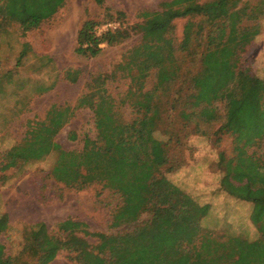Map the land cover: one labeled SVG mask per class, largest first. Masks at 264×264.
Returning a JSON list of instances; mask_svg holds the SVG:
<instances>
[{
    "label": "trees",
    "instance_id": "trees-1",
    "mask_svg": "<svg viewBox=\"0 0 264 264\" xmlns=\"http://www.w3.org/2000/svg\"><path fill=\"white\" fill-rule=\"evenodd\" d=\"M62 1L0 0V41L12 18L25 36L54 14ZM160 6L141 12L144 21L137 26L144 41L131 49L126 63L130 73L136 71L132 76L140 74L125 95L131 112L122 111L108 89L90 93L93 131L84 132L81 147L67 149L55 138L75 115V108L69 103L53 105L29 135L3 152L0 166L6 171L55 153L51 175L57 182L77 189L101 184L120 195L122 203L112 216L113 228L136 223L144 214L150 218L113 234L90 232L85 223L71 218L60 222L61 233L81 231L96 237L91 248L98 259L94 262L86 249L67 244L42 221L29 225L20 249L8 255L1 234L8 228L9 215L3 213L0 264H50L61 250L73 252L72 260L78 264H147L154 257L171 264H264V78L239 79L248 57L234 43L260 35L264 0H167ZM180 17L190 19L176 44L173 20ZM114 21L120 26L99 34L96 27L102 23L85 20L77 32L75 52L95 57L104 43L115 45L128 39L134 27ZM198 52L201 55L179 61ZM263 54L264 48L256 59L262 58V66ZM27 56L23 49L19 61ZM51 61L45 56L42 68H50ZM5 78L12 81L10 75ZM48 86L43 84L40 91L52 87ZM78 102L83 105V98ZM175 118L201 135H210L217 124L215 133L227 126L236 132L253 131L255 140L236 144L230 158L220 152L217 164L221 189L251 203L250 218L259 238L205 229L212 203L200 202L168 177V171L183 163L170 150V145L180 143L170 131ZM160 133L168 138L161 139ZM80 137L79 131L69 133L71 140ZM163 214L169 215L168 221L159 219Z\"/></svg>",
    "mask_w": 264,
    "mask_h": 264
},
{
    "label": "rangeland",
    "instance_id": "rangeland-1",
    "mask_svg": "<svg viewBox=\"0 0 264 264\" xmlns=\"http://www.w3.org/2000/svg\"><path fill=\"white\" fill-rule=\"evenodd\" d=\"M163 1L167 0H63L54 14L46 16L39 28L25 36L19 22L12 18L0 41V166L3 152L29 135L35 123L44 119L53 105L69 103L75 108V115L55 138L67 149L81 147L84 132L93 131L90 93L108 89L120 109L126 114L131 112V108L124 103L125 95L132 79L140 74L132 76L136 71L130 73L126 63L131 49L144 41L143 32L137 26L144 21L141 12L159 10ZM206 1L210 0H201ZM87 19L101 23L119 19L134 28L125 41L115 45L104 43L99 55L85 57L78 55L75 47L77 32ZM189 19L180 17L173 20L176 44L182 40ZM234 43L237 50L248 57L239 79L250 80L254 75L264 78V65H260L262 58L256 61L264 48V20L260 35ZM23 49H27L28 56L19 61ZM199 55L201 52L182 56L179 61ZM45 56L52 59L50 68H42ZM6 75L12 77L11 82L3 79ZM42 83L52 87L41 92ZM148 83L151 85L152 80ZM80 97L84 100L83 105H79ZM164 127L160 126L163 130ZM171 127L174 139H180V143L170 145V150L183 163L167 174L200 202L212 203L209 221L204 222L205 229L216 234L235 233L251 240L259 238L260 232L250 218L251 203L235 199L221 189L222 173L217 164L220 152L230 158L236 153V144L255 140L252 139L253 131L250 133L248 129H241L236 132L227 126L224 131L215 133L219 127L217 124L210 135H201L195 127L185 126L177 118ZM75 130L80 132L81 137L71 140L69 133ZM160 137L163 140L168 138L164 133H160ZM55 159L56 154L51 153L39 161L0 170V215H9L8 228L1 234V240L8 255L20 249L25 230L33 223L45 222L52 234L62 235L67 244L80 245L91 253L92 246L97 243L96 237L81 231L61 233L58 224L71 218L85 223L90 232L113 234L132 229L150 218V215L144 214L136 223L113 228L112 216L122 203L120 195L104 189L101 184L77 189L57 182L51 175ZM168 216L163 214L159 219L168 221ZM73 256V252L61 250L50 264H78L72 260ZM90 256L98 262L94 253ZM147 264L171 263L154 257Z\"/></svg>",
    "mask_w": 264,
    "mask_h": 264
},
{
    "label": "built area",
    "instance_id": "built-area-1",
    "mask_svg": "<svg viewBox=\"0 0 264 264\" xmlns=\"http://www.w3.org/2000/svg\"><path fill=\"white\" fill-rule=\"evenodd\" d=\"M120 26V23L117 21H110V22H104L96 27V30L99 34H101L103 31L109 30V29H115Z\"/></svg>",
    "mask_w": 264,
    "mask_h": 264
}]
</instances>
